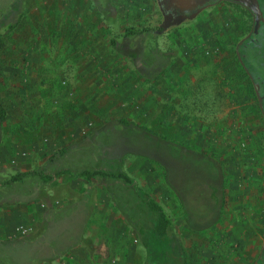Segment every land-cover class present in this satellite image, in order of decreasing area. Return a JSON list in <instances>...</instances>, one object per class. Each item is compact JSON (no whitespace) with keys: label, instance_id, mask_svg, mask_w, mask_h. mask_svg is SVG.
I'll return each mask as SVG.
<instances>
[{"label":"rangeland","instance_id":"374dc122","mask_svg":"<svg viewBox=\"0 0 264 264\" xmlns=\"http://www.w3.org/2000/svg\"><path fill=\"white\" fill-rule=\"evenodd\" d=\"M105 1L0 0V106L6 112L0 121L1 178L19 170L123 171L171 218L170 234H179L175 238L186 246L184 264H264V114L257 83L237 50L249 26L212 6L191 15L168 13L164 6L165 14L159 0H121L119 11ZM57 22L69 28H57ZM75 22L89 24V38L97 43L119 40L128 25L147 29L130 45L146 48L136 74L119 76L113 59L110 75L98 76V61H91L87 76H79L80 61L65 54L69 37H81L82 25L75 28ZM214 45L218 54L203 57ZM37 52L47 57L40 84L30 85V74L20 88L19 71L31 66L16 59ZM26 177L19 188L0 189V264H38L49 257L47 247L33 244L36 222L44 217L48 227L51 216L79 208L61 200L83 195L103 198L100 210L112 218L121 213L124 225L133 226L131 240L143 248L126 246L122 264L147 262L140 229L155 214L130 197L131 186L65 173L47 183ZM160 249L171 250L166 244ZM156 251L149 264H162Z\"/></svg>","mask_w":264,"mask_h":264},{"label":"crops","instance_id":"0c3cea01","mask_svg":"<svg viewBox=\"0 0 264 264\" xmlns=\"http://www.w3.org/2000/svg\"><path fill=\"white\" fill-rule=\"evenodd\" d=\"M105 5L107 7H113L119 11L121 0H106ZM126 10L131 9V7L126 8ZM67 23V22H65ZM63 22H57L54 25H68ZM78 25L81 28V37L78 39L77 37L70 36L69 40H67L66 49L68 53H65L69 58V60H79L80 61V70L78 75L87 76L88 71L91 70L92 65L89 63L91 61H98L97 66V75L98 76H108L111 74V61L115 60L117 74L121 77L131 76L133 72L136 74V65L133 62V59L130 57V52L125 47L126 41H129V44H132V38H125L123 36V32L119 31L120 39H107L103 38V42H95L89 38V24L82 22H75V28H78ZM110 22L105 19V25L103 29L110 32ZM62 26V27H64ZM69 28V26H65ZM133 27V26H126ZM124 28V29H125ZM134 28V27H133ZM42 29V28H41ZM123 29V31H124ZM136 29V28H134ZM164 30V29H163ZM115 40V44L113 43ZM146 48L143 49V57L145 54ZM209 51V54L206 52ZM218 46H210L206 50L202 52V56L210 57L218 54ZM115 54V55H114ZM114 56V58L112 57ZM4 57H16L13 55H7ZM47 57L42 52H37L33 55L27 56V58H18V61H27V64L30 63L29 70L26 72L25 70L19 71V73H23L22 78H20V82H18V86L20 88L24 87L26 83L27 76L32 74L33 78L30 81V85L36 87L39 86L41 79L39 75L40 65ZM11 60V58H7ZM33 62L34 65L31 63ZM26 64V63H25ZM77 64V63H76ZM90 66V67H89ZM110 70V71H109ZM77 71V70H76ZM77 75V76H78ZM141 75V74H140ZM134 76V75H132ZM87 84V82H85ZM25 88V87H24ZM23 90V89H22ZM20 173L23 170H19ZM67 171V170H66ZM82 171V170H81ZM80 172V171H79ZM234 172V170H232ZM59 172L55 173L51 180H53ZM78 173V172H77ZM67 174V173H65ZM75 174V173H68ZM74 176V175H72ZM82 178V177H79ZM27 177H23L19 181H15L12 183L6 184L5 182L8 180H3L0 176V189H7L1 191H9L10 189L19 188L22 183L26 181ZM84 179V178H82ZM50 180V181H51ZM85 180V179H84ZM48 181V182H50ZM120 181V180H119ZM47 183V182H45ZM8 193V192H7ZM20 194V192H17ZM24 197V196H22ZM131 197V194H130ZM135 197V194L134 196ZM21 198V197H20ZM62 204L66 205H77L79 208L75 210H71V212L66 214H59L58 216H51L53 220L48 221V227L45 225L44 220L46 218H42L41 221H37V226L35 230L32 231L34 237L33 244L36 248L47 247L50 251L49 257H41L38 259V264H122L120 261L122 250L128 246L132 247L136 244V237H134L132 242L131 237L134 236V228L131 225L125 226L122 218V214L118 213L117 217L112 218L104 212V210H100L98 208L99 204L103 203V198H91L86 195L83 196H74L73 199H66L62 201ZM159 204V203H158ZM160 205V204H159ZM161 206V205H160ZM162 207V206H161ZM62 209V207L60 208ZM59 209V210H60ZM55 210L56 212L59 211ZM164 210V209H163ZM148 211V210H147ZM149 212V211H148ZM150 213V212H149ZM166 213V212H165ZM154 214V213H153ZM167 214V213H166ZM155 218V216H154ZM170 218V217H169ZM117 219V220H116ZM171 219V218H170ZM38 220V219H37ZM47 221V220H46ZM153 221V220H152ZM170 223L167 227V233L169 235L172 230L170 227ZM150 225L146 226H151ZM136 229V228H135ZM180 232V230H179ZM127 233V234H125ZM131 235V236H130ZM176 237H180L179 234H174ZM173 235V236H174ZM138 242V239H137ZM60 243H64L61 246ZM182 247L183 255L186 257L187 251L184 243L180 244ZM143 246H134L135 249ZM62 248V251H60ZM182 254V252H181ZM187 261V258H185ZM147 262H144V264ZM125 264H132V259Z\"/></svg>","mask_w":264,"mask_h":264},{"label":"trees","instance_id":"16d2710c","mask_svg":"<svg viewBox=\"0 0 264 264\" xmlns=\"http://www.w3.org/2000/svg\"><path fill=\"white\" fill-rule=\"evenodd\" d=\"M7 15H8L9 19L14 18L12 12L11 13L9 12ZM1 25H2V22L0 23V26ZM13 27H14V24L9 23L7 26V29L10 30ZM163 29L164 28L162 26H160L156 30L161 32V31H163ZM146 31H148V30L147 29L137 30V29H134L133 27H127L123 31V36L125 38H132V37L138 36L139 34H141L143 32H146ZM0 38H1V36H0ZM115 42L116 41L113 40L114 44H115ZM126 42L127 43H125L124 45L127 48V50L129 52H130V50H134V51H131V53L129 55L133 59L134 64L136 65L138 61H142V59H143V46L139 43V44H135V47L132 48L129 44V41H126ZM5 118H6V112L0 106V121L2 122ZM121 122L127 124V122H125L124 120H120V123ZM59 173H67L68 174L70 172L64 170V171L59 172ZM29 174L38 175L43 182H48L53 177L50 175H43L41 172H36V171L32 170L29 172H22V173L12 175L9 178V180L6 181L5 183L8 184V183H12L15 181H19L23 177H25ZM72 175H74L76 177H82L85 180H91V179L96 178V177H102L104 179L120 180L124 184L131 186L132 187V190H131L132 197L135 194L139 199H142L144 201V205H145L146 209L150 213L155 214V218L152 221V225L146 226V224H143L142 228L140 229V234L144 239V245L148 251L147 263H145V264H149V262L151 261L150 257H153V258L157 257L156 248L159 250V252H158L159 255H161V259L159 261L162 262V264H170V262H169L170 258H171V262H173V259L177 258L180 261L179 264H184L183 258L181 257V251H182L181 245L178 243L175 236L169 235L167 233V227L170 223L169 216L165 213L163 208L156 201H154L152 198L149 197V195L146 192L142 191L140 188H138L136 186V184L134 183V180L128 174H126L123 171L107 172V171H103V170L85 169V170H82V171L75 173V174H72ZM165 244L167 245V247H169L172 250V252H171V250L164 251V250L160 249ZM172 253L175 254V257L171 256Z\"/></svg>","mask_w":264,"mask_h":264},{"label":"flooded vegetation","instance_id":"af4514ba","mask_svg":"<svg viewBox=\"0 0 264 264\" xmlns=\"http://www.w3.org/2000/svg\"><path fill=\"white\" fill-rule=\"evenodd\" d=\"M236 5L243 8L242 17L235 13L239 9ZM204 6L225 9L229 13L230 21L249 26L246 36L244 35L246 38L238 45V56L249 76L257 83L258 104L264 114V0H210L194 8H167L168 13L191 15Z\"/></svg>","mask_w":264,"mask_h":264},{"label":"water","instance_id":"95a60500","mask_svg":"<svg viewBox=\"0 0 264 264\" xmlns=\"http://www.w3.org/2000/svg\"><path fill=\"white\" fill-rule=\"evenodd\" d=\"M210 1V0H159L160 7L166 14L167 9H163L164 6H175L178 8H194L198 5H202L205 2ZM164 28V26H162Z\"/></svg>","mask_w":264,"mask_h":264},{"label":"built area","instance_id":"2783aa9c","mask_svg":"<svg viewBox=\"0 0 264 264\" xmlns=\"http://www.w3.org/2000/svg\"><path fill=\"white\" fill-rule=\"evenodd\" d=\"M210 52L209 51H207L206 52V54H209ZM25 153H22L21 155H24ZM16 231L18 232V233H20V234H25L26 233V230H25V228L23 227V226H18L17 228H16Z\"/></svg>","mask_w":264,"mask_h":264}]
</instances>
